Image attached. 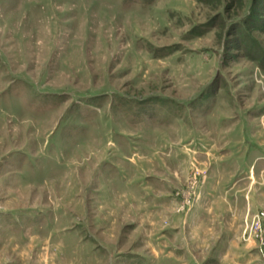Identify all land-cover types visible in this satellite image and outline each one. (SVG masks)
<instances>
[{
	"label": "rangeland",
	"instance_id": "374dc122",
	"mask_svg": "<svg viewBox=\"0 0 264 264\" xmlns=\"http://www.w3.org/2000/svg\"><path fill=\"white\" fill-rule=\"evenodd\" d=\"M261 53L264 0H0V264H264Z\"/></svg>",
	"mask_w": 264,
	"mask_h": 264
},
{
	"label": "crops",
	"instance_id": "0c3cea01",
	"mask_svg": "<svg viewBox=\"0 0 264 264\" xmlns=\"http://www.w3.org/2000/svg\"><path fill=\"white\" fill-rule=\"evenodd\" d=\"M220 155H221V157H219V158L215 157L214 162H213L214 164L224 161V159H223L224 153L220 154ZM243 155H245V153ZM218 166H220V164ZM242 171H244V170H242ZM242 171L237 170V175L236 174L230 175L232 177V178L230 177L231 180L234 181V179L236 178L233 185L228 186L230 184V182H215L216 188L212 189L214 192L211 193L210 195L200 199L199 204H201V206L198 207L200 210L199 213H201V211L202 212L207 211L210 213L211 210H214L215 205L212 207L211 206L205 207L206 203L210 202L212 204V202L214 201V203H216V204L220 203L222 205L225 204V206L229 205L230 211H232V208H234L232 215L236 216V215L240 214V219H242L241 216L245 212V209L247 208V206H249L251 199L249 196L244 197V195L241 193V190H239V187L242 186L240 184V182L246 183L245 182L246 179H249V181L253 182V180L255 179V172L253 171V165H251L249 168V174L244 175ZM260 172H261V174L264 175V166L261 167ZM226 177L227 176L225 175L223 177V179H228ZM218 190H219V193L221 194V196H219V197H217V195H215V192H217ZM203 222H204L205 226H208L210 223H212V219H209L208 217H206L200 221V224H203Z\"/></svg>",
	"mask_w": 264,
	"mask_h": 264
},
{
	"label": "trees",
	"instance_id": "16d2710c",
	"mask_svg": "<svg viewBox=\"0 0 264 264\" xmlns=\"http://www.w3.org/2000/svg\"><path fill=\"white\" fill-rule=\"evenodd\" d=\"M256 4V3H255ZM255 4H254V1L252 2V5H251V10H252V12L250 11V13L248 14V17H250V15H251V13H253V12H255ZM248 17H246V19L244 20V21H242V22H240L239 24H238V28H241L242 27V29H244V31H245V39H247V40H249V42L250 43H252V44H257L255 41H254V39L252 38L251 39V34H249L250 32H248V29H247V27L245 26V24H249V19H248ZM261 55L262 56H260V57H263L264 58V53H261Z\"/></svg>",
	"mask_w": 264,
	"mask_h": 264
},
{
	"label": "built area",
	"instance_id": "2783aa9c",
	"mask_svg": "<svg viewBox=\"0 0 264 264\" xmlns=\"http://www.w3.org/2000/svg\"><path fill=\"white\" fill-rule=\"evenodd\" d=\"M254 228L251 227L250 234H249L250 236L248 235L249 238L247 240L251 239L252 237H255V238L259 239V240L261 239V242L263 244L264 243V239L262 238L263 227L259 224L257 227H254ZM258 233H261L260 238L253 235V234H258Z\"/></svg>",
	"mask_w": 264,
	"mask_h": 264
},
{
	"label": "bare ground",
	"instance_id": "6f19581e",
	"mask_svg": "<svg viewBox=\"0 0 264 264\" xmlns=\"http://www.w3.org/2000/svg\"><path fill=\"white\" fill-rule=\"evenodd\" d=\"M38 5V4H37Z\"/></svg>",
	"mask_w": 264,
	"mask_h": 264
}]
</instances>
